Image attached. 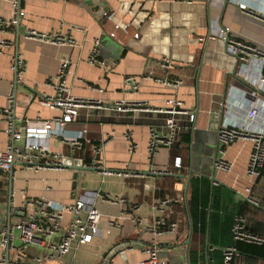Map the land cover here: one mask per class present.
<instances>
[{"label":"crops","instance_id":"1","mask_svg":"<svg viewBox=\"0 0 264 264\" xmlns=\"http://www.w3.org/2000/svg\"><path fill=\"white\" fill-rule=\"evenodd\" d=\"M12 1L0 0V17L12 16ZM21 7L25 16L20 33L18 26L0 30V40L13 41L11 47L0 48V151L8 145L5 127L9 116L3 110L9 106L12 90L16 99L11 115L18 128L23 129L25 120L45 121L59 114L41 103L39 96L52 93L50 80L58 74L65 57L73 60L68 77L72 93L95 103L94 107L82 108L68 130L75 135L86 128V137L103 147L97 156L101 167L89 168L83 166L91 161L89 144L73 151L61 138L45 136L40 139L42 143L76 159L75 164L62 170H35L17 162L13 174L0 172V258L7 251L1 246L4 228L9 220L13 225L28 216L31 209H24L25 201L36 198H45L53 208L61 209L82 197L99 209L101 220L91 242L79 244L74 240L72 250L59 259L51 247L62 239L72 219L65 214L57 233L46 236L38 231L41 242L24 247L27 264H139L149 256L151 246H157L159 257L170 264H222V257L216 256L219 249L210 241L213 212L233 216V224L237 214H244L248 228L264 236V176L258 178L254 189L261 207L247 204L239 195L252 184L246 176L252 142L239 139L227 146L225 153L218 151L217 159L231 162V171L217 169L204 154L213 153L218 144L221 148L218 132L223 125L264 130L263 91L256 100L259 115L247 119L255 103L247 82L256 84L259 66L238 63L220 36L226 31L231 38L264 46V0H21ZM104 11L115 15H100ZM116 21L130 25L127 30L115 29ZM71 26L75 29L70 30ZM59 29L70 34L75 45L51 44L24 35L28 30ZM113 31L116 37L110 35ZM96 40L100 56L113 63L108 70L88 61ZM17 52L27 68L16 85L11 65ZM163 57L172 63L169 76L183 80L177 90L158 80L165 73L158 65ZM149 71L154 74L145 77ZM127 76L137 78L138 90L127 84ZM173 97L193 110L196 119L191 122L187 115H178L183 128L174 143L151 153L150 128L162 129L165 115L145 110L120 112L117 102H145L155 109ZM128 132L137 144L134 151L125 138ZM26 144V137L17 142L34 158V151L24 149ZM192 146L196 147L197 171L191 174ZM178 157L182 167L175 165ZM34 161L41 162L37 158ZM102 169L115 174H104ZM94 192L123 196L128 202H104ZM166 199L170 201L163 203ZM192 202L197 207L196 222L190 213ZM132 203L139 206L138 224L131 219ZM202 213L207 218L204 222ZM161 216L167 226L154 232L150 226ZM121 217H125V224L119 226ZM172 223L177 226L168 230ZM15 234L18 236L19 231ZM15 243L20 244L18 238ZM239 243L244 242L236 245ZM9 256L13 254L9 252ZM36 257L44 260L39 262ZM234 264H264V260L240 253Z\"/></svg>","mask_w":264,"mask_h":264},{"label":"built area","instance_id":"2","mask_svg":"<svg viewBox=\"0 0 264 264\" xmlns=\"http://www.w3.org/2000/svg\"><path fill=\"white\" fill-rule=\"evenodd\" d=\"M12 6L13 14L10 18L6 19L0 17L1 31H8L12 27L18 26L21 19L25 16V11L21 7V0H13ZM244 7L245 5L242 4L241 8ZM100 15L113 18L115 14L104 11ZM129 25V23L122 24L116 21L114 27L115 29L123 28L127 30ZM73 29H75V27L71 26L70 30ZM77 29L82 28L77 27ZM24 35L26 38L51 44L75 45V40L70 34L65 33L63 29H59L55 32L28 30ZM110 35L116 37V32L113 31ZM138 35L139 34H136V37H138ZM220 36L226 43L227 52L234 55L239 63L256 64L259 66L260 74L257 77L258 80H256L257 86L253 84V81L247 80V85L250 89L249 96L255 99V103L247 112V119L253 120L259 115V104L256 100H259L263 95L261 93L264 92V46H257L231 38L226 31L221 33ZM99 44V40H96L95 46L88 56V61L93 65L108 70L113 63L100 56ZM12 45V40H0L1 49L4 47H11ZM158 65L165 72L162 77H158V80L177 90L183 83V80L180 78H171L169 76L167 70L172 68L171 61L163 57L159 60ZM11 68L15 74V83L17 85L22 81L27 68L25 59L18 52L13 57ZM72 70L73 60L70 57L63 58L58 74L50 80L53 89L52 93H45L39 96L41 103L59 112V114L52 119L45 121L25 120L23 129L18 128L16 119L11 115L16 99V92L12 90L9 93V106L3 110L4 113L9 116L5 127V133L8 136V145L6 149L0 151V172H12L13 174L17 162H20L21 165L26 168L35 170L41 168L62 170L75 164L73 161L76 159L67 158V156L61 152H54L47 144L42 143L40 139L45 136L61 138L73 151L83 150L89 144L91 161L89 163H84L83 166L89 168L101 167V163H99L97 156L101 153L103 145L92 142L86 137V128L75 135L71 134L68 130L69 124L78 119L82 108L95 106L93 100L83 99L72 93V88L68 82V77L72 73ZM151 74H154V72L149 71L145 73V77ZM125 80L131 88L138 90L139 83L135 76H127ZM117 110L120 112L145 110L165 115V122L162 129L150 128L148 150L151 153L156 152L160 146H171L174 143L176 137L183 128L178 121V115H187L191 122H194L196 119V113L184 107V102L175 97L168 98L163 107L155 109L149 108L145 102L119 101L117 102ZM0 111H2L1 108ZM25 137L27 139V144L24 149L26 148L29 151H34V158H31L29 152L22 151L17 145V142L23 140ZM125 138L130 143L131 151H134L137 144L134 143L132 139V133L128 132ZM239 139H248L252 142V152L246 170V176L251 180L252 184L244 190L239 191V195L248 204L261 207V200L255 195L254 189L258 178L262 175L264 170V130L254 129L246 125H223L218 132V140L221 145L219 151L225 153V148ZM35 158L40 159L41 162L35 163ZM175 165L177 167H182L181 157L176 158ZM215 167L220 170L231 171L232 163L225 158H220L215 162ZM102 172L104 174H115L114 172L104 169H102ZM118 174L121 175L122 173L119 172ZM93 195L100 196L104 202H128L127 198L123 196H111L110 194H101L100 192H94ZM169 201L170 200L166 199L163 203H168ZM27 208L31 209L28 216L24 217L16 224L6 226L2 232L3 239L1 246L7 249V251L3 252L0 258V264H27L24 247L29 244L41 242L36 236L37 231L43 232L46 236L57 233L65 214H70L72 219L62 239L51 247L57 258H62L72 250L74 240H77L79 244L91 242L99 231L101 212L95 205L87 204L86 200L82 197L74 203L63 206L61 209L53 208L50 202L45 198L29 199L26 200L24 204V209ZM130 209L132 211L131 214L134 215V217L131 218L132 221L138 224L141 220V218L137 216L139 206L132 203ZM83 214H85V217H83ZM124 219L125 217H121L120 224L118 223L119 226L125 224ZM165 226H167V221L165 217L161 216L155 220L154 224L150 226V229L154 232H160ZM176 226L177 224L172 223L169 225L168 230H173ZM15 230L19 231L18 236L15 234ZM232 231L235 244L224 248L222 264H234L235 259L240 255L236 242L264 245V236L248 228L247 216L244 214H237L235 216ZM17 238L20 241L19 245L15 243ZM147 250L149 256L140 261L139 264H170L167 260L159 257L160 249L157 246L148 247ZM9 252L13 254L12 258H10ZM36 260L41 262L44 260V257H36Z\"/></svg>","mask_w":264,"mask_h":264},{"label":"trees","instance_id":"3","mask_svg":"<svg viewBox=\"0 0 264 264\" xmlns=\"http://www.w3.org/2000/svg\"><path fill=\"white\" fill-rule=\"evenodd\" d=\"M264 176V170L263 174ZM264 192V190H263ZM248 204V203H247ZM196 210L197 207L194 202L191 203L190 213L193 220L196 222ZM206 215L204 213L201 214V220L206 221ZM233 216L228 215L227 213H219L213 212L211 215V237L210 241L219 249L216 251V256L224 257V248L230 245H233V235H232V224H233ZM238 249L241 254L252 257L255 259L264 260V245L257 244H247V243H239ZM223 249V250H221ZM223 251V252H222Z\"/></svg>","mask_w":264,"mask_h":264},{"label":"water","instance_id":"4","mask_svg":"<svg viewBox=\"0 0 264 264\" xmlns=\"http://www.w3.org/2000/svg\"><path fill=\"white\" fill-rule=\"evenodd\" d=\"M18 29H19V33H20V23H19V25H18ZM239 63V62H238ZM195 150H196V147L195 146H192V150H191V170H190V173L192 174L193 172H195V171H197V168H196V166L194 165V162H195V159H196V156H197V154H195ZM218 151H219V144L216 146V148L214 149V152L213 153H211V152H206L205 151V155H207V157L206 158H208L209 157V162L208 163H210L211 161H213V162H216L217 161V158H218ZM211 157H213V158H211ZM212 159V160H211ZM200 172V171H199ZM12 173V172H11ZM191 174H189V175H187V178L188 179H190V177H191ZM210 177L212 178V179H214V173H212L211 175H210ZM6 226H11V221L9 220V222L7 223V225ZM190 232H191V230H190ZM190 241V237L188 238V242Z\"/></svg>","mask_w":264,"mask_h":264},{"label":"rangeland","instance_id":"5","mask_svg":"<svg viewBox=\"0 0 264 264\" xmlns=\"http://www.w3.org/2000/svg\"><path fill=\"white\" fill-rule=\"evenodd\" d=\"M38 232V231H37ZM42 234V233H41ZM38 236V235H37ZM43 236V235H42Z\"/></svg>","mask_w":264,"mask_h":264}]
</instances>
